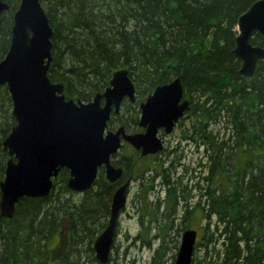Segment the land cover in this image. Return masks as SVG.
Wrapping results in <instances>:
<instances>
[{"label": "trees", "instance_id": "trees-1", "mask_svg": "<svg viewBox=\"0 0 264 264\" xmlns=\"http://www.w3.org/2000/svg\"><path fill=\"white\" fill-rule=\"evenodd\" d=\"M39 1L52 28L47 76L63 84L67 98L91 99L118 68H126L142 89L180 79L192 95V144L202 148L204 157L197 162L202 170L193 183L199 193L192 220L204 224L192 264H264V59L251 76H243L240 60L231 52L237 17L254 0ZM6 2L0 60L18 5V0ZM250 42L264 46V37L253 33ZM14 123L10 96L1 85L0 180L8 159L1 142ZM118 123L124 124L113 118L108 126ZM67 178L68 170L62 168L47 196L22 197L11 218L0 214V264H100L93 241L106 223L97 213L103 201H95L93 192L77 201ZM96 180L104 181L102 172ZM65 218V249L52 254L50 242ZM187 222L163 221L158 228L163 241L171 236L176 249L173 228ZM158 255L159 248L152 264H159Z\"/></svg>", "mask_w": 264, "mask_h": 264}, {"label": "water", "instance_id": "water-1", "mask_svg": "<svg viewBox=\"0 0 264 264\" xmlns=\"http://www.w3.org/2000/svg\"><path fill=\"white\" fill-rule=\"evenodd\" d=\"M9 8L0 0L1 15ZM231 52L240 60L238 73L251 76L257 61L264 59V46L253 44V33L264 37V0H254L236 20ZM52 28L39 0H18L12 13L9 46L0 60V86L5 85L15 123L1 142L7 153L0 180V214L11 218L22 197L34 199L49 194L62 168L68 170L66 186L74 192L88 190L103 167L108 181L120 178L122 168L110 157L127 141L142 154L161 148L157 128L169 131L188 107L178 77L157 85L141 107L142 133H125L124 126L108 129L111 113H117L123 97L134 95V83L126 68L114 70L108 85L89 101L67 98L61 82H51L47 70L51 61ZM128 181L114 192L105 228L93 242L100 264L108 261L120 209L126 201ZM197 232L185 229L173 264H191Z\"/></svg>", "mask_w": 264, "mask_h": 264}, {"label": "flooded vegetation", "instance_id": "flooded-vegetation-1", "mask_svg": "<svg viewBox=\"0 0 264 264\" xmlns=\"http://www.w3.org/2000/svg\"><path fill=\"white\" fill-rule=\"evenodd\" d=\"M156 86L142 89V86H136L134 83L135 89L133 97H123L118 112H112L109 119V121L113 118L120 119L124 124L118 123L113 128H110L109 126L108 128L115 130L122 125L124 126L125 133L128 134L144 132L145 127L138 123L141 113L140 105L145 102L146 98L152 93ZM103 90L99 92H102ZM182 90V97L179 103L186 99L188 101V107L173 123L169 131H166L163 126L157 128L156 136L160 139L161 143V148L157 152L142 154L141 149H136L129 142L122 140L121 147L110 157L111 163L114 166H120L122 168L120 178L113 182L108 181L104 176L103 167H100L98 168L94 183L88 190L83 192L71 191L74 195L80 196V198L78 197V199H76L79 202H82L86 195H90L92 192L97 195L95 201L97 198H100L101 201H103V209L100 210V207H97L99 219L106 222L101 228V232L107 224L110 215L111 199L115 190L128 181L125 191L126 201L123 208L119 211L108 261L105 264H117V261L111 258V250L117 249L115 245L113 247L114 236L117 230L118 220L121 214L125 211L132 183H136L139 190L142 191L137 194V199L139 198L137 213L140 214V217L154 219L155 215L157 216L155 218L156 220L165 221L166 219H170L174 222H179L180 219H186L192 221V95L186 94L183 86ZM148 161H151V163ZM99 172H102V178H104V181L100 182L96 180ZM143 188L146 189V191L142 190ZM146 192L152 194L153 197L151 199L146 198L143 203L141 202L140 195L145 194ZM102 194L104 195L103 199L101 198ZM142 203L144 205L141 210ZM62 227L65 236H67L68 223L66 218L63 221ZM187 228L192 229L188 227L186 223L182 226L179 225L177 228H173L176 229L174 233L172 232L173 235L177 234L178 236L176 249H178L182 231ZM171 230V228H168L167 231L171 232ZM196 232L197 236L195 244L201 235V232L198 233L197 230ZM175 256L172 258L173 262ZM110 258L111 261H109ZM173 262H171V264H173Z\"/></svg>", "mask_w": 264, "mask_h": 264}, {"label": "rangeland", "instance_id": "rangeland-1", "mask_svg": "<svg viewBox=\"0 0 264 264\" xmlns=\"http://www.w3.org/2000/svg\"><path fill=\"white\" fill-rule=\"evenodd\" d=\"M214 129H220V131H222V125H216ZM199 161H204L202 148L192 144V204L198 199L199 193L198 189L193 186V183L198 180L195 176L199 174V169H201L197 165V162ZM148 162L151 163V161ZM202 174H204V171H202L201 175ZM142 190L146 191L144 188ZM141 192L142 191L139 190L136 183L131 184V189L127 198L128 202L125 211L121 214L118 220V226L114 236L113 247L115 245L117 249L111 250V258L114 260H120L121 264H152V256L154 255L155 250L159 248L161 254L158 255L159 260L157 257L159 264H171V262H173L172 256H175L177 249L173 247V243H170L171 236L168 235L167 243L163 241L162 233L158 229L160 225L163 224V220L148 221V219L140 217V214L137 213V208L139 206V198L137 199V194ZM78 197L80 198V196L74 195V199H78ZM152 197V194L147 192L140 195L141 202L143 203L146 198L151 199ZM143 203L141 204V210L144 205ZM186 224L188 227L196 229L199 233L201 232L200 229L204 222L200 219H193ZM66 238L65 232H63V227H61L60 231L50 242L52 254H60L65 249ZM160 246H162L163 249L160 248ZM166 247H169V249L167 250Z\"/></svg>", "mask_w": 264, "mask_h": 264}]
</instances>
